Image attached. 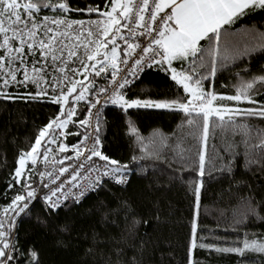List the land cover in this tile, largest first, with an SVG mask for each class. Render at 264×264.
I'll list each match as a JSON object with an SVG mask.
<instances>
[{"label": "trees", "instance_id": "obj_1", "mask_svg": "<svg viewBox=\"0 0 264 264\" xmlns=\"http://www.w3.org/2000/svg\"><path fill=\"white\" fill-rule=\"evenodd\" d=\"M105 3L106 0H71L74 8L92 4L104 9ZM43 14L54 15V12L43 9ZM68 16L84 21L99 18L97 13L87 12H72ZM249 31L264 32V10L249 12L238 19L229 27V32L235 34L230 39L241 45L248 43L244 34ZM175 64L180 71L189 66L184 62L182 69L180 62ZM197 71L207 74V61ZM260 74H264V52H253L234 63L218 61L216 75L203 80L202 86L205 91L218 95H234L242 79ZM102 78L103 75L90 77L95 87L90 89L86 100L90 101L99 87L109 84L110 81ZM0 90L7 93L0 98V219L12 225L18 220L13 239L15 251L9 264H190V261L194 264H264V254L260 253L240 257L208 248H190L194 224L198 244L231 247L246 235L249 239H264V154L259 148H246L240 142L242 138L231 131L213 129L197 209L192 183L198 179L197 173L193 165L181 161L176 151L178 144L187 148L192 143L188 133L193 129L186 121L195 118L199 124L200 118L170 109L140 108L125 112L118 105L105 104L100 118L101 151L127 166L123 172L130 175L126 187L104 185L82 202L57 210L41 200L29 199L25 201L28 207L23 212H9L5 217L3 210L14 197L25 194V183L35 190L41 186L39 173L47 146L43 142L37 163L27 164L25 177L19 183L14 178L15 171L20 156L31 150L39 131L59 115L61 105L51 102L55 95L51 89L47 96L31 99V95L40 91L31 83L27 86L12 84ZM126 95L128 99L151 100L187 96L182 86L159 65L143 73ZM255 98L264 101V88ZM74 103L70 97L69 106L73 107ZM241 105L251 107L246 103ZM84 115L83 107L76 112L70 128L73 133L70 143L83 135L80 121ZM242 119L255 128L264 129V120ZM132 125L138 135L131 133ZM257 142L254 139L250 145ZM250 160L257 162L249 163ZM212 165L215 168L208 175L207 170ZM11 239L10 236V243Z\"/></svg>", "mask_w": 264, "mask_h": 264}, {"label": "snow or ice", "instance_id": "obj_2", "mask_svg": "<svg viewBox=\"0 0 264 264\" xmlns=\"http://www.w3.org/2000/svg\"><path fill=\"white\" fill-rule=\"evenodd\" d=\"M43 9L52 10L54 15L43 14ZM104 9L100 5L92 4L86 8H74L71 0H0V89L12 84L27 86L31 83L40 89L36 95L30 96L31 99L47 96L48 90L51 89L55 93L51 102L61 105L59 115L39 131L31 150L20 156L14 178L19 183L25 177L28 162L33 165L37 163L42 142L45 145H56L58 137L69 134L65 131L57 133L56 130L67 129L69 123L74 122L72 118L76 109L69 106L70 97L75 102L86 100L90 89L95 87L94 80L90 77L105 74L106 78L110 75V83L106 87L98 88L97 99L91 103L92 108L101 103V94H108L105 103L119 105L125 112L140 108L170 109L183 112L189 117L195 114L200 118L199 124L195 118L186 121L193 129L188 133L192 143L187 148L178 144L176 151L181 161L193 165V170L197 173L198 179L192 183L195 185L193 193L198 209L201 189L204 186L202 178L206 175L208 162V141L210 136L214 135L213 129L231 131L234 136L242 138L240 142L246 148H259L264 154V129L255 128L242 119L264 120V101L255 98L264 88V74L252 76L247 80L242 79L234 95H218L205 91L202 86L203 80H210L216 75L218 61L234 63L253 52H264V32L245 33L244 37L248 43L243 45L234 43L230 37L235 34L229 32V27L241 17L249 12L264 10V0H106ZM72 12L97 13L99 18L88 21L74 20L68 16ZM140 38L147 40V43H140ZM202 42L207 43L205 45ZM122 44L125 47H122ZM133 57V63L129 65V59ZM146 59L169 72L171 79L182 86L187 94L186 98H126L120 90L130 85L129 77L137 76V70L141 69ZM174 61L180 62L182 69L184 62H188L189 66L186 70L177 71V68L173 67ZM205 61L208 64V73L202 74L197 69L204 67ZM124 69L128 71L120 76ZM18 76L21 78L18 79ZM6 96L7 93L0 90V98ZM217 100L246 103L251 107L218 105ZM89 123L90 120L80 121L82 126ZM130 131L133 135H138L134 125L130 127ZM99 132L100 117L97 109L96 123L93 125L94 134L84 136V141L91 139V145L82 143L73 145L70 149L67 144L59 143L57 149L59 153L75 152V159L78 161L83 158L82 162L71 166L72 172L68 180L70 185L81 189L78 193L80 197L85 192L82 185L73 183L81 175L77 169L83 170L94 157L107 162L102 166V176L111 175L116 183H126L122 173L127 166L102 153ZM254 139L258 142L250 145ZM51 153L53 148L45 146L43 160L54 165L59 164L61 167L41 172L39 175L50 178L51 182L55 183L60 176L69 173V167L63 165L73 157L64 156L57 159L51 156L50 160ZM135 159L137 158L133 157V160ZM110 165L115 167H109ZM214 168L215 165L208 168L207 174L211 175ZM102 176L97 175L91 179L88 188L94 190L102 181ZM28 179H31L30 175ZM44 186L48 187V184ZM23 187L25 194H17L12 203L3 210L5 217L9 212H23L28 207L25 201L36 196V190L31 184L25 183ZM50 191L51 195L47 196L46 200L51 208H58L60 199L57 193H63L64 188L57 185ZM53 197L57 198L54 200ZM13 226L9 224L8 228ZM10 236V230H6L4 220L0 219V264H9L13 260L15 245L9 242ZM197 247L245 257L249 253L264 254V239H249L246 235L242 241L231 247L198 244L194 224L190 248L195 250ZM32 257L36 258L35 252ZM190 264L194 262L190 261Z\"/></svg>", "mask_w": 264, "mask_h": 264}, {"label": "built area", "instance_id": "obj_3", "mask_svg": "<svg viewBox=\"0 0 264 264\" xmlns=\"http://www.w3.org/2000/svg\"><path fill=\"white\" fill-rule=\"evenodd\" d=\"M125 34H127V33H125ZM139 42L142 43V44H146L147 40H145L143 38H140ZM137 52H139V50H137ZM134 58L135 57H133L132 59H129V65H132ZM149 65H151V66H149ZM153 66H155V64H151V60L150 59H146L145 63L141 66V69L137 70V76L129 77V79L131 80L130 85H128L125 89H121L120 90L121 92H123L125 94L126 98H127L126 94H127L128 89L135 82H137V80L142 76L143 73L148 71ZM122 68H123V66H122ZM127 71H128V69H124V71H122L119 75L123 76ZM104 87H106V86H104ZM97 90L94 92L92 99L90 101H87L88 113H87L86 118L84 120H90V123L88 125L82 126L84 133L81 136V138L79 139L80 142L77 143V144L87 143L88 145H91V143H92L91 139L88 140V141H84V136L85 135H89V134H94L93 133V125L96 123L97 109H99V117L100 118H101V116L103 114L104 106L106 104L105 101H107L108 94H101L99 96V99H100L101 103L97 104L95 108L91 107V103L94 102L97 99ZM110 91H111V89H110ZM107 103H110V102H107ZM75 106H76V104H75ZM60 131H65V132H67L69 134L66 135V136H60L61 140H60V142H58V144H56V145H47V147L53 148V153L50 154V160H51V156H55L57 159H62L64 156H72L73 157L72 160H66L64 165H63L65 167H69V173H65L63 176H60V178L57 179L55 183H52L50 178L41 177L39 175V180H40L42 186H41V188L36 190V196L31 198V200L33 202L37 201V200H41L46 205H48L50 207L48 201L46 200V197L51 195L50 189L54 190L57 185H61V187L64 188V192L63 193H57V197H59V199H60V206L58 208H55L54 210H57V209L65 206L67 204H78V203L82 202L89 194L97 191L98 189H100L104 185H109L108 182H113L114 185H112V186H115V187H125L127 185V180L130 178V175L122 173V175H124V177L126 178V183H123V184L116 183L115 180L111 177V175L102 176V172H103L102 166L105 165L106 163H104L98 157H94L92 161H90V162H88L86 164V166H85V168L83 170L77 169L78 171L81 172V175H80V177H78V180L73 182V183H78V184L82 185L83 186V190L85 192V194L82 197H80L78 195V193H79V191L81 189H78V188L73 187L72 185H70L68 183V180L70 179V173L72 172V167L71 166L79 164L80 162L83 161V158H81V160L78 161V160L75 159V152H72L71 154L68 153V152L67 153H59L58 152L57 149H58L59 143H65L68 136L73 137V133L70 132L69 128L64 129V130L59 129L58 133ZM99 136H100V132H99ZM85 154L87 155V153H85ZM42 163H43V167H42L41 172H46V171L51 170L53 168L58 169L59 167H61V165H59V164H55L54 165V164H52L50 162H45L43 160V157H42ZM90 169H101V171L100 172H97L95 170H91L90 171ZM97 175H101L102 176V181L98 184V186L95 187L94 190H92V189L88 188V184H89V181L91 179H93L94 177H96ZM118 175H120V174H118ZM61 181H63V184H61ZM45 184H48V187H45L44 186ZM65 196H67L66 199H65ZM57 197H53V199L55 200ZM5 228H6V230H9L8 227H5Z\"/></svg>", "mask_w": 264, "mask_h": 264}, {"label": "bare ground", "instance_id": "obj_4", "mask_svg": "<svg viewBox=\"0 0 264 264\" xmlns=\"http://www.w3.org/2000/svg\"><path fill=\"white\" fill-rule=\"evenodd\" d=\"M82 107L85 108V115H84V117H83V120H84V119L86 118L87 113H88V105L85 104V106H84V105H81V103H77L76 106H75V109H76V111L78 112V111H80V109H81ZM58 130H59V129L56 130L57 133H58ZM72 138H73V137L68 136L66 142L64 143V144H67V145L69 146L70 149L72 148L73 145H76L77 143L80 142L79 140H75L73 143H70L71 140H73ZM60 140H61V137H58V142H60ZM68 153L71 154L72 151H69ZM129 181H130V178L127 180V185H128V183H129ZM108 183H109V185H114L113 182H108ZM127 185H126V186H127ZM41 186H42V184H41ZM41 186L38 187L37 189L41 188ZM126 186H125V187H126ZM120 188H123V187H120ZM37 189H36V190H37ZM17 224H18V220L14 222V224H13L14 226H13V227H11L10 229L8 228V229L10 230V232H11V237H12V239H11V243H13V239H14V236H15V234H16ZM8 225H9L8 223H5V227H8ZM12 228H13V230H11Z\"/></svg>", "mask_w": 264, "mask_h": 264}, {"label": "rangeland", "instance_id": "obj_5", "mask_svg": "<svg viewBox=\"0 0 264 264\" xmlns=\"http://www.w3.org/2000/svg\"><path fill=\"white\" fill-rule=\"evenodd\" d=\"M80 79H83V77H79ZM84 102H86V104H87V101L88 100H83ZM79 102H82V101H79ZM79 102H75L74 104H73V107L75 106V104H77V103H79ZM216 104H218V105H226V106H230V107H241L242 108V103H237V102H235V101H228V100H223V101H221V100H217L216 101ZM74 118V117H73ZM72 118V119H73ZM68 128L70 129L71 128V123H69V125H68ZM30 162V161H29ZM28 162V163H29Z\"/></svg>", "mask_w": 264, "mask_h": 264}, {"label": "crops", "instance_id": "obj_6", "mask_svg": "<svg viewBox=\"0 0 264 264\" xmlns=\"http://www.w3.org/2000/svg\"><path fill=\"white\" fill-rule=\"evenodd\" d=\"M121 46L124 47L123 44H122ZM175 62H176V61L173 62V67H176V68H177ZM109 71H110V70H109ZM177 71H180V70L177 68ZM102 75H103V78H102V79L107 80V82H109V81L111 80L110 75H108L107 78H106L105 74H102Z\"/></svg>", "mask_w": 264, "mask_h": 264}]
</instances>
